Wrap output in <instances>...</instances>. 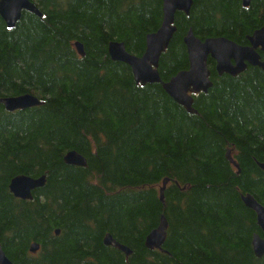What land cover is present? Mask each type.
Here are the masks:
<instances>
[{
    "label": "trees",
    "instance_id": "obj_1",
    "mask_svg": "<svg viewBox=\"0 0 264 264\" xmlns=\"http://www.w3.org/2000/svg\"><path fill=\"white\" fill-rule=\"evenodd\" d=\"M30 1L41 17L22 12L11 30L0 18V99L41 102L14 112L0 104V245L10 262L264 264L252 249L253 235L264 233L240 199L250 194L264 207V71L218 76L208 60L212 86L193 97L189 114L161 86L136 84L107 52L121 42L141 56L161 25V0ZM248 2L193 0L188 16L177 13L161 80L188 68V30L247 45L264 26V0ZM71 151L86 167L63 162ZM21 175L45 176L32 200L9 192ZM161 217L162 250H147ZM107 234L131 255L106 247ZM32 243L40 246L34 255Z\"/></svg>",
    "mask_w": 264,
    "mask_h": 264
},
{
    "label": "water",
    "instance_id": "obj_2",
    "mask_svg": "<svg viewBox=\"0 0 264 264\" xmlns=\"http://www.w3.org/2000/svg\"><path fill=\"white\" fill-rule=\"evenodd\" d=\"M162 21L160 27L153 33L145 37V50L141 56L130 54L126 51L124 43L110 42L107 52L110 59L128 66L131 70L136 84L141 86L157 84L162 90L187 113L195 114L193 105V95L207 93L211 88L210 71L207 66L208 59L215 62V71L219 76L229 75L236 77L243 73L248 66L257 67L264 71V61L261 60L257 50L264 54V26L248 37V45H238L226 38H207L200 40L195 37L192 30H188L183 38L188 58V68L178 72L175 76L164 82L158 72L159 61L162 54L168 48L175 32V16L177 13L189 15L193 0H161ZM248 0H243V6H248ZM22 12H29L37 17L41 14L30 0H0V18L5 23L8 30L15 27L20 20ZM74 47L80 57L85 56L81 43L77 42ZM0 104L7 112L22 111L37 107L41 102L30 94L14 97H4L0 99ZM227 160L238 169L230 156V151L226 154ZM63 162L68 166L86 167V160L75 151L68 152ZM258 168L264 172V163H257ZM167 180L163 182L162 193ZM45 184V176L32 178L29 176H17L9 184L10 193L23 201L32 200V192L42 188ZM240 199L244 206L254 212L259 229L264 233V207L250 195H241ZM167 224L163 217L160 219L158 227L152 230L145 238V248L147 250H161L165 241ZM59 231H55L58 235ZM106 247H114L125 256L131 255V250L118 244L111 235H106L103 239ZM40 249L37 243H32L29 252L35 254ZM252 249L256 258L264 256V239L259 235L252 237ZM0 264H12L6 257L0 245Z\"/></svg>",
    "mask_w": 264,
    "mask_h": 264
},
{
    "label": "bare ground",
    "instance_id": "obj_3",
    "mask_svg": "<svg viewBox=\"0 0 264 264\" xmlns=\"http://www.w3.org/2000/svg\"><path fill=\"white\" fill-rule=\"evenodd\" d=\"M114 62V61H113Z\"/></svg>",
    "mask_w": 264,
    "mask_h": 264
}]
</instances>
